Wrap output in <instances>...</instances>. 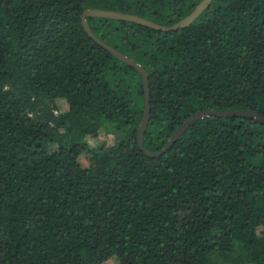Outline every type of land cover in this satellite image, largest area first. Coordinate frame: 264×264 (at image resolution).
Returning a JSON list of instances; mask_svg holds the SVG:
<instances>
[{
  "label": "trees",
  "instance_id": "16d2710c",
  "mask_svg": "<svg viewBox=\"0 0 264 264\" xmlns=\"http://www.w3.org/2000/svg\"><path fill=\"white\" fill-rule=\"evenodd\" d=\"M201 1L0 0V264H264V124L204 117L146 156L142 78L81 25ZM86 23L147 72V151L203 110L264 120V0Z\"/></svg>",
  "mask_w": 264,
  "mask_h": 264
},
{
  "label": "water",
  "instance_id": "95a60500",
  "mask_svg": "<svg viewBox=\"0 0 264 264\" xmlns=\"http://www.w3.org/2000/svg\"><path fill=\"white\" fill-rule=\"evenodd\" d=\"M212 0H203L200 2V4L193 10V12L183 21L180 23L164 27L156 25L148 20H145L141 17L131 15V14H123L120 12H114V11H107V10H97V9H88L85 10L81 16V25L85 31V33L88 35L90 39H92L96 44L101 46L103 49L108 51L110 54H112L114 57H116L121 62L125 63L126 65L134 68L137 73L142 78V84L144 89V110H143V116L137 131V146L140 151H142L146 156L150 158L159 157L163 153H165L172 144L175 143L179 139V137L189 128L191 127L195 122L198 120L209 117V116H215V117H246L255 119L256 121L264 124V120L259 117L257 114L249 111H233V112H217V111H211V110H203L200 112L195 113L193 116L188 118L185 122H183L178 129L174 132V134L171 136V138L168 140L165 147L159 151V152H149L146 149L143 148V135L145 133V130L148 125L149 121V115H150V106H149V89H148V75L147 72L144 70V68L136 63L134 60L128 58L127 56L123 55L122 53L118 52L117 50L111 48L107 44L100 41L89 29L86 18L92 17V18H101V19H110V20H122V21H128L133 22L135 24L143 25L152 29H156L158 31L168 32V31H175L180 28H184L189 26L191 23L197 19V17L202 13V11L208 7V5L211 3Z\"/></svg>",
  "mask_w": 264,
  "mask_h": 264
},
{
  "label": "rangeland",
  "instance_id": "374dc122",
  "mask_svg": "<svg viewBox=\"0 0 264 264\" xmlns=\"http://www.w3.org/2000/svg\"><path fill=\"white\" fill-rule=\"evenodd\" d=\"M62 110H65V106L63 105ZM111 128H109L110 130ZM101 134L98 135L96 139H92L90 137H86L85 140L87 141L88 145L91 147H94L95 145L98 144H104V145H109L112 144L113 142V135L109 132L108 134H105L103 131L100 132ZM108 264H114V262L110 261Z\"/></svg>",
  "mask_w": 264,
  "mask_h": 264
}]
</instances>
